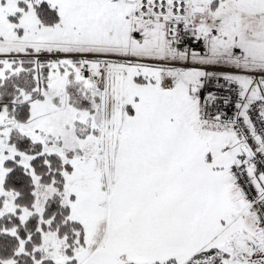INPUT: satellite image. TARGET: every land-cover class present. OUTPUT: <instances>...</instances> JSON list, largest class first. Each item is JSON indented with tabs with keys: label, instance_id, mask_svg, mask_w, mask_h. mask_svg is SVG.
<instances>
[{
	"label": "snow or ice",
	"instance_id": "obj_1",
	"mask_svg": "<svg viewBox=\"0 0 264 264\" xmlns=\"http://www.w3.org/2000/svg\"><path fill=\"white\" fill-rule=\"evenodd\" d=\"M0 264H264V0H0Z\"/></svg>",
	"mask_w": 264,
	"mask_h": 264
}]
</instances>
